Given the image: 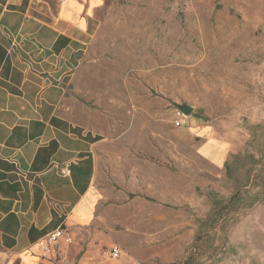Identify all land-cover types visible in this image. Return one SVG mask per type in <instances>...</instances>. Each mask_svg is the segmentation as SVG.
<instances>
[{"label":"rangeland","instance_id":"obj_1","mask_svg":"<svg viewBox=\"0 0 264 264\" xmlns=\"http://www.w3.org/2000/svg\"><path fill=\"white\" fill-rule=\"evenodd\" d=\"M87 14L66 99L98 139V201L77 261L90 243L96 264H264V0H90ZM213 138L223 164L202 150Z\"/></svg>","mask_w":264,"mask_h":264},{"label":"crops","instance_id":"obj_2","mask_svg":"<svg viewBox=\"0 0 264 264\" xmlns=\"http://www.w3.org/2000/svg\"><path fill=\"white\" fill-rule=\"evenodd\" d=\"M89 1L0 0V257L19 264L99 262L90 243L77 261V239L49 256L36 245L59 226L73 237L96 220L98 139L66 99L90 34ZM228 148L215 138L202 144L220 164Z\"/></svg>","mask_w":264,"mask_h":264},{"label":"built area","instance_id":"obj_3","mask_svg":"<svg viewBox=\"0 0 264 264\" xmlns=\"http://www.w3.org/2000/svg\"><path fill=\"white\" fill-rule=\"evenodd\" d=\"M177 113H178V117L175 119V125H177V127L187 126L189 116L184 115L179 110ZM65 171L66 170L63 169L62 172H65ZM62 240L67 243H71L73 240V237L67 229L59 226L55 228L54 230L50 231L49 233H47L46 235H43L42 237H40L37 240L36 245L44 255L49 256V255H52L53 252H55L56 245ZM120 253H121V249L117 245L112 246L110 248V254L112 255V257L117 258L119 257Z\"/></svg>","mask_w":264,"mask_h":264},{"label":"water","instance_id":"obj_4","mask_svg":"<svg viewBox=\"0 0 264 264\" xmlns=\"http://www.w3.org/2000/svg\"><path fill=\"white\" fill-rule=\"evenodd\" d=\"M178 108H179L178 110L181 113H183L184 115H187V116L191 115V112L193 110V107L189 104L180 105Z\"/></svg>","mask_w":264,"mask_h":264}]
</instances>
